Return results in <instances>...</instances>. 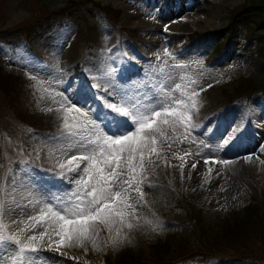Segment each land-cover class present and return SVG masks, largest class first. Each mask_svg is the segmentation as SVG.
I'll return each mask as SVG.
<instances>
[{
  "label": "rangeland",
  "instance_id": "rangeland-1",
  "mask_svg": "<svg viewBox=\"0 0 264 264\" xmlns=\"http://www.w3.org/2000/svg\"><path fill=\"white\" fill-rule=\"evenodd\" d=\"M78 1L76 12L62 18L63 23L59 24L52 20L53 15L56 13L58 17L57 12L68 0H0V69L3 74L13 76L16 87L8 93L13 98L11 106L7 104L9 97L0 89V177L9 166L16 167V162L26 159L39 175L59 180L53 176L56 169L48 159L52 147L48 138L60 131V113L55 111L59 105L52 103L47 92L38 90L37 82L30 77H38L44 88L63 93L69 103L95 119L110 111L104 107L105 99L111 101L104 91L110 79L106 73L110 69H115L113 83L124 82L125 88L134 90L145 83L155 85L152 69L165 61L168 67L161 82H168V71L174 77L183 76V81L176 82L185 85L189 80H196L194 90L199 91V106L192 113L195 127L186 136L181 130L178 139L169 141L170 148L164 145L156 174L149 176L155 187L145 188V199L151 209L147 215L152 218L154 214L158 226L142 224L129 233L131 243L115 249L93 251L89 245L87 253L82 248L72 247L43 250L41 254L54 258L55 264H114L113 261L123 255L131 256L130 264H153V251L159 246L166 244L170 254L180 257L175 246L182 244L192 248V264H212L211 259L199 263L201 247L206 246L202 245L204 241H197L198 226L212 233L236 217H242L247 207H257L264 213L261 173V169L264 170V25L250 23L260 15L251 8L235 20L236 9L244 0H225L219 5L210 0H195L192 6L190 0H150L152 3L148 5L145 0ZM197 4L205 8L204 14H195ZM145 9L151 14L145 15ZM126 10L134 17L127 16ZM167 12L171 15L165 16ZM159 14L164 16L162 25L165 26L184 17H200L201 20L183 29L153 26L147 33L131 25L137 18L145 23L158 22ZM28 27L31 32L26 38ZM206 32H214L219 46L229 40L231 47L217 53L212 47H198L191 41L192 37ZM165 48L174 55L165 57ZM157 56L161 61H157ZM65 58L67 62L63 61ZM245 80L256 85L249 98L242 88ZM85 85L88 96L82 98L78 93ZM49 107L54 110L44 111ZM97 123L103 125L104 121ZM201 124L212 131L200 129ZM210 132L212 137L207 138L205 135ZM186 152L192 155L186 159L175 158V155L183 157ZM233 157L245 164V185H236L230 191L220 188L218 195L210 190L193 198L196 189L203 190L201 180L198 182L201 176H207L205 183L217 185L220 181L217 178L222 172L216 176L209 174L205 159L210 164L214 158L225 161ZM166 163L174 166H166ZM181 164L184 165L183 179ZM192 164H196L195 169ZM151 189L162 196H153ZM243 246L253 252L258 264H264V243L260 239L253 238ZM138 257L140 259L136 260ZM182 261L174 263L182 264Z\"/></svg>",
  "mask_w": 264,
  "mask_h": 264
},
{
  "label": "snow or ice",
  "instance_id": "snow-or-ice-1",
  "mask_svg": "<svg viewBox=\"0 0 264 264\" xmlns=\"http://www.w3.org/2000/svg\"><path fill=\"white\" fill-rule=\"evenodd\" d=\"M173 55L164 49L165 57ZM156 59L161 61L160 56ZM167 67L161 61L152 69L157 83L134 90L125 88L124 82L113 83L115 69H110L104 89L111 98L110 102L105 99L104 107L110 111L103 113V125L97 123L100 115L90 118L63 93L44 88L38 77H30L38 90L59 105L55 111L60 113V131L48 138L52 142L48 159L59 180L39 175L26 159L9 166L0 177V264H55L54 258L41 254L43 250L78 247L87 253L89 245L93 251L115 249L131 243L129 233L142 224L158 226L154 214L147 215L151 209L145 188L155 187L149 176L156 174L164 145L170 148L169 141L178 139L181 130L186 136L195 127L192 113L199 106L197 81L176 82L184 77L168 71V82H161ZM88 91L85 85L78 95L86 98ZM191 167L195 169L196 164ZM180 170L183 179V164Z\"/></svg>",
  "mask_w": 264,
  "mask_h": 264
},
{
  "label": "trees",
  "instance_id": "trees-1",
  "mask_svg": "<svg viewBox=\"0 0 264 264\" xmlns=\"http://www.w3.org/2000/svg\"><path fill=\"white\" fill-rule=\"evenodd\" d=\"M72 8V5L68 6L69 10L66 12L67 15L68 13H71ZM248 8L256 9L259 12V14H256L258 16L260 15V17H257V19H254L251 22H255L259 26L264 25V1L245 0L241 8L236 10V13ZM213 35L214 33L212 32L205 33L194 38V40H198L204 44H210V42L214 44L215 38H210V36ZM229 44L230 43L225 42L219 47V49H222ZM214 46L216 47V45ZM0 82V84L3 85V89L8 90V78H5L0 74ZM242 88L244 91L251 90L247 82L243 84ZM197 231L200 233L198 235V241H200V239H205L206 246H208L209 249H211V246L214 247L216 253L220 254L219 257H221V259L216 261V264H258L257 259L253 257V252L243 246L245 242H250L253 238L260 239L262 243H264V214H260L257 207H247V210L243 212L242 217H236L232 222L225 223V225L220 227V229L210 238L208 237L207 231L203 228L198 226ZM178 248L179 251H181V254L192 252L191 247H185V245L182 244H180ZM155 257V261L160 264L162 259L159 253L156 252ZM128 258H130L129 255H123L119 258L117 264H126Z\"/></svg>",
  "mask_w": 264,
  "mask_h": 264
},
{
  "label": "bare ground",
  "instance_id": "bare-ground-1",
  "mask_svg": "<svg viewBox=\"0 0 264 264\" xmlns=\"http://www.w3.org/2000/svg\"><path fill=\"white\" fill-rule=\"evenodd\" d=\"M119 1L122 2V1H128V0H119ZM145 1H148L147 5L152 3L150 0H145ZM190 1H191V4H190L191 6L196 3L195 0H190ZM224 1L225 0H210V2L214 5H217V4L219 5V3L224 4ZM120 2H117V4H119ZM125 6L126 5L124 4V7ZM137 6L141 9L145 8V6L141 5V4H137ZM195 7H196L195 9L197 11V12L195 11V14H197V15L201 14V13L204 14L205 8L203 6H201L200 4H197ZM144 12H145V15L151 14L150 11L146 10V9ZM125 14L129 17H134V15L131 12L129 13L127 10L125 11ZM159 15H160V18L157 19L158 22L155 21L156 23L155 22H153V23H149V22L147 23L146 22L145 23V22H142L141 19L137 18L136 21L131 22V25H132V27H136V29H138V31L144 30L142 32L147 33V32H150V30H151V28H153V26H156V28H163L164 27V29H167V30L171 29L172 27H173V29H183L186 26L193 24V21L195 22L196 20H198V21L201 20L200 17L199 18L196 17V19H190L189 17H184L182 19L175 20L172 23L165 26L164 23L162 25V20H163L162 18L164 16L162 14H159ZM168 15H171V13L167 12L165 14V16H168ZM150 38L154 42L158 41V39H156L155 37H150ZM169 39L171 40L172 36H169ZM71 40L73 41V42H71V44L74 45V43H75L74 38H72ZM165 40L168 41V38L166 37ZM159 43L161 44V42H159ZM63 61L67 62V59L65 58V60L63 59ZM101 120H102V117L100 120H97V121L99 122ZM200 129L212 131L210 128H208L206 126V124H201ZM207 132H209V131H207ZM211 135H212V132L207 133L205 136L207 138H210L209 136H211ZM215 161H224V160L215 159ZM225 161H228V163H226V164L225 163H213V161H212V162H210V164L208 163L207 165H205L206 170L209 171V169H211L209 174L211 173L212 175L216 176L218 174V172H222L220 177L217 178L220 181L217 185H213L212 183H210V184L205 183L204 178L206 179L207 176H201L198 182L200 183V180H201L202 185H203V190H201V192H199V190L196 189L195 193L192 195L193 198H197V197L201 196L202 193L208 192L210 190L213 193H215L216 195H218L219 194L218 189H220V188L221 189L227 188V190L230 191V190L234 189L236 187V185H238V186L241 184L245 185L244 180H243L244 179V165H245L244 162L240 159H237L236 157L226 158ZM262 165H264V162ZM261 173H263V180H264V170L261 169ZM217 179H215V180H217ZM204 184H205V186H204ZM154 190L155 189H151L153 196L160 198L162 196L161 195L162 193H160L157 190L156 191L158 193L156 191L154 192Z\"/></svg>",
  "mask_w": 264,
  "mask_h": 264
}]
</instances>
